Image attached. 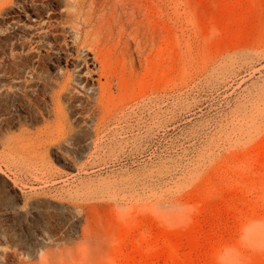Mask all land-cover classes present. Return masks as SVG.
<instances>
[{
  "label": "rangeland",
  "instance_id": "1",
  "mask_svg": "<svg viewBox=\"0 0 264 264\" xmlns=\"http://www.w3.org/2000/svg\"><path fill=\"white\" fill-rule=\"evenodd\" d=\"M72 2L0 0V264H264V0Z\"/></svg>",
  "mask_w": 264,
  "mask_h": 264
},
{
  "label": "bare ground",
  "instance_id": "2",
  "mask_svg": "<svg viewBox=\"0 0 264 264\" xmlns=\"http://www.w3.org/2000/svg\"><path fill=\"white\" fill-rule=\"evenodd\" d=\"M63 2H64L63 3L64 6L67 9L73 5L72 0H63ZM69 17H70V14H69ZM70 21L72 22L71 18H70ZM74 29L77 30V31H75L77 33V35L74 36V42L78 43L81 41V36L78 35L79 29L77 27ZM87 36H88V33H84V37L86 38ZM84 37L82 38L83 41L85 40ZM98 71H99V74H98L97 78L95 79L97 82V86H98V92H97V96L95 97V100L100 104L102 103V101H105V100L110 101V102L112 100L113 101H112L111 105L107 106L106 108L104 107V110L102 111L101 115L99 116V122L95 126V129H94L96 136H99L103 131H105V128H106L105 123L111 124L116 120L117 121L122 120V121L126 122V120H127L126 115L127 114L129 115L130 113H133V114L137 115V113H139V111L143 110L144 104H146V103L151 104V103L155 102L156 99H158L157 98L158 96H154V97L149 96V97H147V102L142 103V104L138 100L133 99L134 102H132L131 104L129 102L130 106H129L128 102L126 103V106H125V107L129 106L130 111H128L129 109H127L128 112H124V105L125 104H122L119 102L118 103L114 102V99H113L114 95L111 92V82L113 81L112 78L105 76V80L101 81V77L103 76V70H102L101 66H100V68H98ZM84 87L85 86L83 85V89H84ZM90 89L92 90V87ZM93 89H94V87H93ZM85 90L88 91L87 88ZM89 96H91V94H89ZM166 96H167V88H166V86H164L162 89V98L164 99V101L166 100ZM155 116L156 115H154L153 117H155Z\"/></svg>",
  "mask_w": 264,
  "mask_h": 264
}]
</instances>
